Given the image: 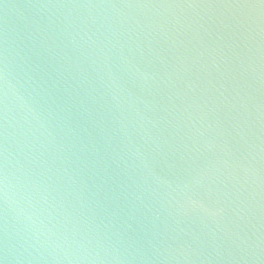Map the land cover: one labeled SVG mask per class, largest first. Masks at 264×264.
I'll use <instances>...</instances> for the list:
<instances>
[{"label":"water","instance_id":"1","mask_svg":"<svg viewBox=\"0 0 264 264\" xmlns=\"http://www.w3.org/2000/svg\"><path fill=\"white\" fill-rule=\"evenodd\" d=\"M0 264H264V0H0Z\"/></svg>","mask_w":264,"mask_h":264}]
</instances>
